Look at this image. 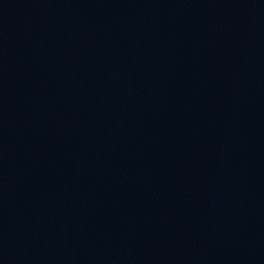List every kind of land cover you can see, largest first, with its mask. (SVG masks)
<instances>
[{"label": "water", "instance_id": "obj_1", "mask_svg": "<svg viewBox=\"0 0 264 264\" xmlns=\"http://www.w3.org/2000/svg\"><path fill=\"white\" fill-rule=\"evenodd\" d=\"M0 264H264V0H0Z\"/></svg>", "mask_w": 264, "mask_h": 264}]
</instances>
